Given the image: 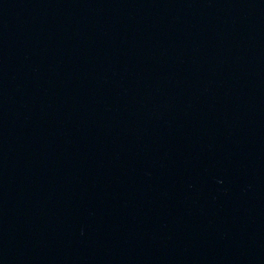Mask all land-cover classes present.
Segmentation results:
<instances>
[{
  "label": "water",
  "instance_id": "95a60500",
  "mask_svg": "<svg viewBox=\"0 0 264 264\" xmlns=\"http://www.w3.org/2000/svg\"><path fill=\"white\" fill-rule=\"evenodd\" d=\"M0 264H264V0H0Z\"/></svg>",
  "mask_w": 264,
  "mask_h": 264
}]
</instances>
